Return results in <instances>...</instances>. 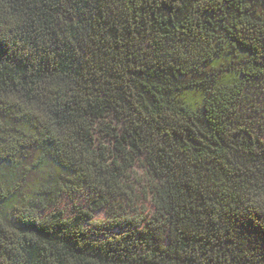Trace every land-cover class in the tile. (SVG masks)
Returning a JSON list of instances; mask_svg holds the SVG:
<instances>
[{
    "label": "trees",
    "instance_id": "obj_1",
    "mask_svg": "<svg viewBox=\"0 0 264 264\" xmlns=\"http://www.w3.org/2000/svg\"><path fill=\"white\" fill-rule=\"evenodd\" d=\"M263 75L264 0H0V264H264V132L238 111ZM141 155L165 228L93 238Z\"/></svg>",
    "mask_w": 264,
    "mask_h": 264
},
{
    "label": "rangeland",
    "instance_id": "obj_2",
    "mask_svg": "<svg viewBox=\"0 0 264 264\" xmlns=\"http://www.w3.org/2000/svg\"><path fill=\"white\" fill-rule=\"evenodd\" d=\"M238 111L246 124L254 125L257 131L264 132V75L247 81ZM104 124L110 125L118 135L123 123L111 112L102 121L94 122V136L112 150L114 137L103 131ZM158 183L159 180L148 170L143 156L138 157L123 173L120 191L113 196H104L103 206L96 209L86 222L89 233L95 239L124 237L126 241L133 242L137 229L149 221L154 226L165 228V217L155 213L151 203V196ZM96 196L83 187L72 194L61 195L52 208L70 214L74 206L86 207ZM137 223L139 226L135 225ZM163 243L167 241L163 240Z\"/></svg>",
    "mask_w": 264,
    "mask_h": 264
}]
</instances>
